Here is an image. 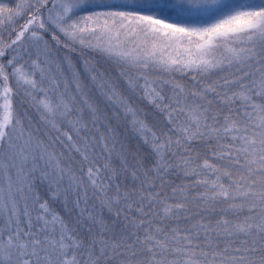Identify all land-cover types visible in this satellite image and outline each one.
Segmentation results:
<instances>
[{"label":"snow or ice","instance_id":"snow-or-ice-1","mask_svg":"<svg viewBox=\"0 0 264 264\" xmlns=\"http://www.w3.org/2000/svg\"><path fill=\"white\" fill-rule=\"evenodd\" d=\"M0 264H264V0H0Z\"/></svg>","mask_w":264,"mask_h":264},{"label":"trees","instance_id":"trees-1","mask_svg":"<svg viewBox=\"0 0 264 264\" xmlns=\"http://www.w3.org/2000/svg\"><path fill=\"white\" fill-rule=\"evenodd\" d=\"M5 2H7V0H5Z\"/></svg>","mask_w":264,"mask_h":264}]
</instances>
